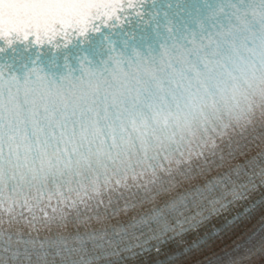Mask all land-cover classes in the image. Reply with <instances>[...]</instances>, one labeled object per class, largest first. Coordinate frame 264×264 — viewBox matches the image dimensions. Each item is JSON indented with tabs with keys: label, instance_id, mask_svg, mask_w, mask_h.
<instances>
[{
	"label": "clouds",
	"instance_id": "9594fccd",
	"mask_svg": "<svg viewBox=\"0 0 264 264\" xmlns=\"http://www.w3.org/2000/svg\"><path fill=\"white\" fill-rule=\"evenodd\" d=\"M142 2L125 0L119 19H93L85 32L41 35L40 43L31 33L0 36V77L21 85L12 105L19 130L6 136L0 158V264H187L204 243L182 236L181 225L194 227L196 219L184 195L154 183L159 144L153 148L149 136L175 122L180 89L198 78L173 62L190 69L189 52L264 50V0H217L179 38L164 25L158 51L106 43L95 58L81 54L49 67L34 59L10 70L17 44L40 51L84 42L96 27L123 25ZM162 87L174 90L168 102ZM5 111L7 119V99ZM233 251L226 264H264V233Z\"/></svg>",
	"mask_w": 264,
	"mask_h": 264
},
{
	"label": "snow or ice",
	"instance_id": "6c2138e0",
	"mask_svg": "<svg viewBox=\"0 0 264 264\" xmlns=\"http://www.w3.org/2000/svg\"><path fill=\"white\" fill-rule=\"evenodd\" d=\"M117 19L119 16L117 15ZM101 29L96 27L93 31L98 32ZM27 35V34H26ZM33 43H40L37 36ZM112 44V43H111ZM115 47L114 44H112ZM174 94V90H170ZM170 91H165L161 88V99L163 102H168L170 100ZM21 85L14 79L5 80L0 77V158L3 157L4 141L6 136L9 139H14V134L19 130L20 118L19 114L15 113L12 105L20 100ZM7 99V119L5 111V101Z\"/></svg>",
	"mask_w": 264,
	"mask_h": 264
}]
</instances>
